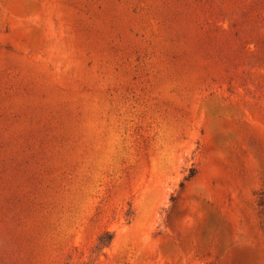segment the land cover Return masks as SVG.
Here are the masks:
<instances>
[{
  "label": "rangeland",
  "instance_id": "1",
  "mask_svg": "<svg viewBox=\"0 0 264 264\" xmlns=\"http://www.w3.org/2000/svg\"><path fill=\"white\" fill-rule=\"evenodd\" d=\"M0 264H264V0H0Z\"/></svg>",
  "mask_w": 264,
  "mask_h": 264
},
{
  "label": "trees",
  "instance_id": "2",
  "mask_svg": "<svg viewBox=\"0 0 264 264\" xmlns=\"http://www.w3.org/2000/svg\"><path fill=\"white\" fill-rule=\"evenodd\" d=\"M195 175H196L195 170L192 169L190 175L186 178V180L187 181L191 180L192 178H194ZM112 240H113V235L107 233L99 239V245L105 247L111 244Z\"/></svg>",
  "mask_w": 264,
  "mask_h": 264
}]
</instances>
